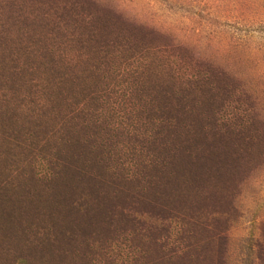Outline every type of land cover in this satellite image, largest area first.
<instances>
[{
  "label": "rangeland",
  "instance_id": "374dc122",
  "mask_svg": "<svg viewBox=\"0 0 264 264\" xmlns=\"http://www.w3.org/2000/svg\"><path fill=\"white\" fill-rule=\"evenodd\" d=\"M0 264H264V0H0Z\"/></svg>",
  "mask_w": 264,
  "mask_h": 264
}]
</instances>
